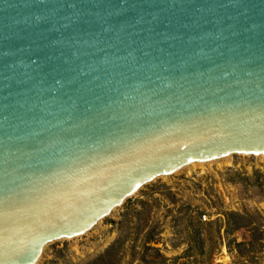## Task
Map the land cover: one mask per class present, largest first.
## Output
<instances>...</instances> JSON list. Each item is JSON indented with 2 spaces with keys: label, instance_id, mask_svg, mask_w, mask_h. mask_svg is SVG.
I'll list each match as a JSON object with an SVG mask.
<instances>
[{
  "label": "water",
  "instance_id": "1",
  "mask_svg": "<svg viewBox=\"0 0 264 264\" xmlns=\"http://www.w3.org/2000/svg\"><path fill=\"white\" fill-rule=\"evenodd\" d=\"M234 154H264V0H0V264Z\"/></svg>",
  "mask_w": 264,
  "mask_h": 264
},
{
  "label": "rangeland",
  "instance_id": "2",
  "mask_svg": "<svg viewBox=\"0 0 264 264\" xmlns=\"http://www.w3.org/2000/svg\"><path fill=\"white\" fill-rule=\"evenodd\" d=\"M38 264H264V156L161 177Z\"/></svg>",
  "mask_w": 264,
  "mask_h": 264
},
{
  "label": "bare ground",
  "instance_id": "3",
  "mask_svg": "<svg viewBox=\"0 0 264 264\" xmlns=\"http://www.w3.org/2000/svg\"><path fill=\"white\" fill-rule=\"evenodd\" d=\"M248 156H249V155H248ZM256 156H264V154H263V155H256ZM230 157H231V156H228V157H225V158L220 159V160H217V161L229 160ZM213 162H214V161H213ZM211 163H212V162L196 163V164H193V166H194V165L204 166V165H209V164H211ZM191 166H192V165H191Z\"/></svg>",
  "mask_w": 264,
  "mask_h": 264
}]
</instances>
